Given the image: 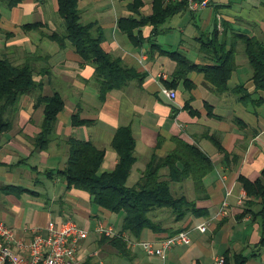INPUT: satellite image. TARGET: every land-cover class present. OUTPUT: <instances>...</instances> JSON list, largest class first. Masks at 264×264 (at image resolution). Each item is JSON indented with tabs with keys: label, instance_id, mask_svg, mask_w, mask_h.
Masks as SVG:
<instances>
[{
	"label": "crops",
	"instance_id": "crops-1",
	"mask_svg": "<svg viewBox=\"0 0 264 264\" xmlns=\"http://www.w3.org/2000/svg\"><path fill=\"white\" fill-rule=\"evenodd\" d=\"M133 1L84 0L80 4L82 21L103 29L105 51L139 76L108 93L105 100L100 98L95 66L70 43L61 45L50 38L64 32L58 0H23L14 8L0 3V59L7 58L15 66L31 64L35 81L41 84L12 112V127L0 129V220L27 243L33 239L32 229L46 231L51 222L64 220L92 232L104 223L126 234L123 214L100 207L86 191L69 188L60 172L67 165L72 138L105 150L100 173L113 172L120 161L114 139L119 129L129 127L136 157L129 187L138 184L153 155L163 158L175 150L174 137L195 145L212 160L214 169L201 190L189 179L172 185L175 196L195 202L200 215L189 213L177 221L173 211L157 209L149 216L162 231L146 229L140 237L127 234L136 243H159L188 230L192 244L174 248L166 258L148 255L138 244L129 245V255L122 256L92 233L83 243L84 263L218 264L224 258L227 264H236V257L242 255L246 264H264L261 200L250 199L240 182L242 176L256 182L264 171V102L243 104L238 89L242 86L250 95L264 98L252 80L245 46L239 43L236 47V70L227 89H219L199 69L190 70L187 81L180 75L189 69L180 59L199 68L216 65L202 45V39L215 28L220 35L227 34L229 43L235 34L264 41V0H212L200 12L186 9L171 16L157 33L152 25H145L129 37L119 27V20L132 15L141 20L153 13V0H143L140 15L130 11ZM33 24L38 26L26 29ZM163 88L176 91L177 98L170 100ZM56 93L62 96L65 108L58 114L53 138L38 149L44 107L36 106L37 100ZM188 102L197 114L186 108ZM76 116L86 123L74 125ZM225 202L226 212L221 214ZM203 223H208L206 233L196 229ZM95 252L99 256L90 257Z\"/></svg>",
	"mask_w": 264,
	"mask_h": 264
},
{
	"label": "trees",
	"instance_id": "trees-1",
	"mask_svg": "<svg viewBox=\"0 0 264 264\" xmlns=\"http://www.w3.org/2000/svg\"><path fill=\"white\" fill-rule=\"evenodd\" d=\"M84 0H58L59 15L62 18L65 30L62 34L54 33L50 38L61 45L70 43L76 52L88 63L96 68V83L99 86L101 100H105L108 93L123 88L134 78L139 77L134 70L127 68L120 58L107 53L103 47L104 31L96 23H84L80 4ZM9 8L19 6L23 0H0ZM144 6L143 0H134L129 9L140 15ZM188 9L185 3H167L166 0H153V13L148 18L138 20L134 15L119 20V27L134 37V31L145 25H152L154 32L167 20L181 11ZM1 19V11H0ZM38 24L26 26L33 29ZM154 33V34H155ZM244 44L246 56L253 70L252 80L257 92L264 93V41L244 34H235L229 43L227 34L220 35L217 28L204 40L203 50L216 62L213 67L199 68L190 64L188 60L180 62L189 65L180 75L185 77L190 70H202L207 78L219 89H227L229 81L236 70V47ZM35 71L31 64L15 66L11 60L0 59V129L7 131L12 127V112L15 114L20 107L24 96L30 95L41 88L35 81ZM240 101L249 105L264 102V98L250 95L244 87H239ZM44 107V123L42 133L37 140V148L43 149L53 138L58 114L65 108V102L59 93L51 97L40 96L36 106ZM193 115L197 114L190 103L186 105ZM9 116V117H8ZM86 123L76 116L74 125ZM176 148L163 158L153 155L147 164L138 184L134 187L127 185L133 167L136 163L135 139L132 130L119 129L114 148L119 154L120 161L111 173H100L106 152L98 149L92 142L69 139V158L64 170L60 172L65 177L69 188L86 191L91 194L94 202L115 214H123V231L140 237L149 229L154 232L163 230L160 224L155 223L150 214L157 209H169L176 215L177 221H182L189 213L198 216L200 210L196 203L189 201L185 196L176 197L172 185L192 180L196 188L204 187V179L214 169L212 160L195 145H191L179 138H173ZM167 170L165 176L163 172ZM262 178L252 182L245 177L240 178L243 188L250 199H260L264 218V171ZM249 199V200H250ZM251 201V200H250ZM108 243L116 248L122 256L129 255V244L121 237L109 238L103 236L101 244ZM264 243V240L262 241ZM247 258L236 257V264H246ZM84 264H94L91 260ZM225 264L227 260L225 259Z\"/></svg>",
	"mask_w": 264,
	"mask_h": 264
},
{
	"label": "built area",
	"instance_id": "built-area-1",
	"mask_svg": "<svg viewBox=\"0 0 264 264\" xmlns=\"http://www.w3.org/2000/svg\"><path fill=\"white\" fill-rule=\"evenodd\" d=\"M167 3H185L190 11L200 12L211 5L212 0H166ZM160 78H166L160 75ZM163 94L170 100L177 98V92L168 88L162 89ZM243 198L240 202H243ZM225 202L221 214L226 212ZM201 233L208 231V223H203L196 228ZM95 233L101 237H121L133 246L138 244L148 255L166 258L168 253L178 246H190L192 244L191 234L183 230L157 243L154 241L133 242L127 234L117 233L114 226L99 223L94 232L81 227L72 220L51 222L46 231L41 228L31 230L33 239L27 243L18 238L16 231L0 220V264H83V243L91 234ZM92 257H98L95 252ZM218 264H225V259L220 258ZM97 264H104L100 260Z\"/></svg>",
	"mask_w": 264,
	"mask_h": 264
},
{
	"label": "rangeland",
	"instance_id": "rangeland-1",
	"mask_svg": "<svg viewBox=\"0 0 264 264\" xmlns=\"http://www.w3.org/2000/svg\"><path fill=\"white\" fill-rule=\"evenodd\" d=\"M64 30H65V26H64ZM63 30V31H64ZM115 230H116V232L118 233L119 232V230L117 229V228H115ZM122 234V233H121ZM126 234H129V232H126ZM131 241H133V240H131ZM133 242H135V241H133ZM134 246V245H133ZM92 255V254H91ZM90 257H92V256H90ZM92 258H95V257H92Z\"/></svg>",
	"mask_w": 264,
	"mask_h": 264
}]
</instances>
